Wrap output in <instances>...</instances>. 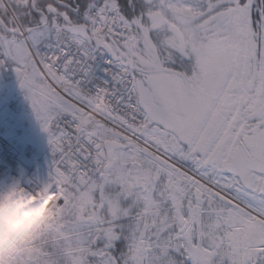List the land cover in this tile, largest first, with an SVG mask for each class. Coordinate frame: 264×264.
I'll return each instance as SVG.
<instances>
[{
	"label": "snow or ice",
	"instance_id": "1",
	"mask_svg": "<svg viewBox=\"0 0 264 264\" xmlns=\"http://www.w3.org/2000/svg\"><path fill=\"white\" fill-rule=\"evenodd\" d=\"M5 67L51 208L0 264H264V0H0Z\"/></svg>",
	"mask_w": 264,
	"mask_h": 264
},
{
	"label": "built area",
	"instance_id": "2",
	"mask_svg": "<svg viewBox=\"0 0 264 264\" xmlns=\"http://www.w3.org/2000/svg\"><path fill=\"white\" fill-rule=\"evenodd\" d=\"M0 73L1 91L7 90L0 108V175L7 174L20 187L35 189L47 179L41 169L49 168V165L41 161L40 147L24 134L17 120L19 116L24 120L33 110L14 70L5 67L0 69ZM97 75L102 76V73L98 71ZM34 116L31 114L26 119L31 121ZM48 154L52 159L50 147Z\"/></svg>",
	"mask_w": 264,
	"mask_h": 264
},
{
	"label": "clouds",
	"instance_id": "3",
	"mask_svg": "<svg viewBox=\"0 0 264 264\" xmlns=\"http://www.w3.org/2000/svg\"><path fill=\"white\" fill-rule=\"evenodd\" d=\"M47 201V203H46ZM51 201L23 187L0 191V260L15 255L48 218Z\"/></svg>",
	"mask_w": 264,
	"mask_h": 264
},
{
	"label": "rangeland",
	"instance_id": "4",
	"mask_svg": "<svg viewBox=\"0 0 264 264\" xmlns=\"http://www.w3.org/2000/svg\"><path fill=\"white\" fill-rule=\"evenodd\" d=\"M1 101H2V98H0V103H1ZM30 116H31V114L27 115L26 118H29ZM26 118L24 120L22 119L21 116H19L17 118V120L20 121L19 124L23 127V129L25 131V135H30V134L34 133V131H38L40 133L41 146L45 147L48 144V140L45 137L46 134L45 135L43 134V131L40 127V124L38 123V121L36 119V116L31 118L32 119L31 121H28V119H26ZM43 153H45V152H43ZM8 182H9V184H11V186L14 185V183H12L11 181H8ZM3 190H5V189L3 187H1L0 191H3Z\"/></svg>",
	"mask_w": 264,
	"mask_h": 264
},
{
	"label": "bare ground",
	"instance_id": "5",
	"mask_svg": "<svg viewBox=\"0 0 264 264\" xmlns=\"http://www.w3.org/2000/svg\"><path fill=\"white\" fill-rule=\"evenodd\" d=\"M8 181H10V180L8 179V177L6 175H1L0 176V188L3 187L4 189H6V188L10 187L11 184H9Z\"/></svg>",
	"mask_w": 264,
	"mask_h": 264
}]
</instances>
